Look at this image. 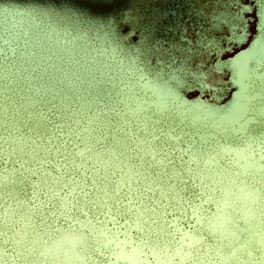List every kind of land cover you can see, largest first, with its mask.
Masks as SVG:
<instances>
[{
  "label": "water",
  "instance_id": "95a60500",
  "mask_svg": "<svg viewBox=\"0 0 264 264\" xmlns=\"http://www.w3.org/2000/svg\"><path fill=\"white\" fill-rule=\"evenodd\" d=\"M47 50L0 90V264H264V67L227 125Z\"/></svg>",
  "mask_w": 264,
  "mask_h": 264
},
{
  "label": "rangeland",
  "instance_id": "374dc122",
  "mask_svg": "<svg viewBox=\"0 0 264 264\" xmlns=\"http://www.w3.org/2000/svg\"><path fill=\"white\" fill-rule=\"evenodd\" d=\"M4 1L0 90L46 47L54 74L120 76L142 96L207 121L233 125L248 113L264 67V0ZM192 73H206L211 87L185 90L179 82L195 84Z\"/></svg>",
  "mask_w": 264,
  "mask_h": 264
},
{
  "label": "snow or ice",
  "instance_id": "6c2138e0",
  "mask_svg": "<svg viewBox=\"0 0 264 264\" xmlns=\"http://www.w3.org/2000/svg\"><path fill=\"white\" fill-rule=\"evenodd\" d=\"M232 3H235L236 0H231ZM245 9H241V13L244 11ZM260 23H257V28L260 29ZM243 35V33L241 32V36ZM238 37H236L235 35L232 37L233 40L237 39ZM212 42H209V46H211ZM151 75L150 73L142 72L141 76L142 77H146ZM193 76L194 81H196L195 84H189L186 81H180V86L183 87L185 90H196L197 87H199V90L201 92H203L205 89L210 88L211 86L205 83V80L207 78V74L206 73H192L191 74ZM111 212V209L109 208V213Z\"/></svg>",
  "mask_w": 264,
  "mask_h": 264
}]
</instances>
